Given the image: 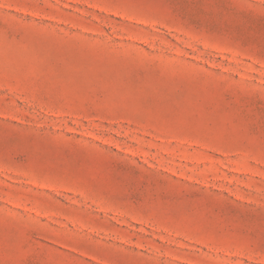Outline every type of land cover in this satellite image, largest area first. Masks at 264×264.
Segmentation results:
<instances>
[{
    "label": "rangeland",
    "instance_id": "obj_1",
    "mask_svg": "<svg viewBox=\"0 0 264 264\" xmlns=\"http://www.w3.org/2000/svg\"><path fill=\"white\" fill-rule=\"evenodd\" d=\"M0 264H264V0H0Z\"/></svg>",
    "mask_w": 264,
    "mask_h": 264
}]
</instances>
